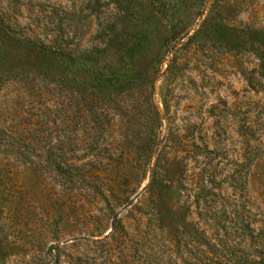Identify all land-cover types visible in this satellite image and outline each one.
<instances>
[{"label": "rangeland", "instance_id": "1", "mask_svg": "<svg viewBox=\"0 0 264 264\" xmlns=\"http://www.w3.org/2000/svg\"><path fill=\"white\" fill-rule=\"evenodd\" d=\"M0 264H264V0H0Z\"/></svg>", "mask_w": 264, "mask_h": 264}, {"label": "trees", "instance_id": "2", "mask_svg": "<svg viewBox=\"0 0 264 264\" xmlns=\"http://www.w3.org/2000/svg\"><path fill=\"white\" fill-rule=\"evenodd\" d=\"M71 81L73 82V88L78 92H83L89 89L103 91L110 88L114 82H119L120 77L106 76L96 71H90L83 79L72 78ZM96 94L99 93L97 92Z\"/></svg>", "mask_w": 264, "mask_h": 264}]
</instances>
